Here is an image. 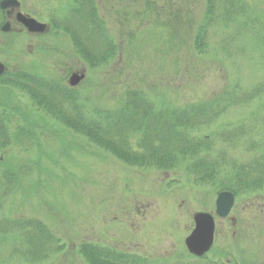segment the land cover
I'll use <instances>...</instances> for the list:
<instances>
[{
	"label": "rangeland",
	"instance_id": "1",
	"mask_svg": "<svg viewBox=\"0 0 264 264\" xmlns=\"http://www.w3.org/2000/svg\"><path fill=\"white\" fill-rule=\"evenodd\" d=\"M20 1L24 12L47 23L72 0ZM94 1L119 45L107 64L91 68L62 31L30 36L18 33L20 26L12 22V33L0 31V61L7 71L23 70L68 89L69 74L85 70V79L73 91L88 109H115L123 93L134 88L144 89L156 109L182 106L206 99L232 80L249 88L264 77V60L246 35L239 42L225 40L223 50L220 32L213 28L208 50L194 49L205 0ZM248 2L264 20V0ZM0 102V115L10 102L20 108L13 124H5L12 140L0 152V194L7 175L19 177L18 189L2 201L0 224L6 218L37 219L64 243L63 251L38 264H88L76 252L81 241L156 264H264V190L236 197L228 217L215 218L213 246L198 260L189 256L184 240L195 212H214L217 190L198 183L186 161L167 171L132 167L67 129L14 87L0 84ZM247 112V107L232 109L227 121L210 131ZM19 126L24 129L16 135ZM136 140L130 142L135 145ZM218 147L245 158L238 146ZM15 237L0 232V264H30L20 260L17 252L25 245Z\"/></svg>",
	"mask_w": 264,
	"mask_h": 264
},
{
	"label": "trees",
	"instance_id": "2",
	"mask_svg": "<svg viewBox=\"0 0 264 264\" xmlns=\"http://www.w3.org/2000/svg\"><path fill=\"white\" fill-rule=\"evenodd\" d=\"M3 20L0 9V25ZM51 23L52 28L70 37L76 53L91 68L107 64L118 52L119 45L106 28L94 0H72L59 20ZM213 28L220 32L223 50H227L225 40L239 42L246 35V41L254 51L259 50L264 60V20L256 16L248 0H205L204 15L194 39V49L199 53L208 50L209 31ZM0 84L24 92L36 107L66 128L86 136L130 166L172 170L186 161V170L197 182L210 184L216 190H229L236 197L264 190V77L249 88L232 80L206 99L162 109H156L142 88L125 91L115 109H88L74 91L23 70L7 71ZM237 107H247L248 112L238 121L222 123L218 130L210 131L219 122L227 121L226 117ZM19 109L13 102L1 109L0 152L12 140L5 124H13ZM23 129L15 128L16 135L22 134ZM132 137L137 138L135 145L130 142ZM219 143L232 147H228L230 150L238 146L245 158L232 156L225 147L219 148ZM14 180V173L7 175L0 208L3 199L17 187ZM0 232L15 235L24 243L17 254L21 261L30 264L47 261L51 254L64 249L60 239L36 219L6 218L0 224ZM77 250L88 264H151L142 256L86 241Z\"/></svg>",
	"mask_w": 264,
	"mask_h": 264
},
{
	"label": "water",
	"instance_id": "3",
	"mask_svg": "<svg viewBox=\"0 0 264 264\" xmlns=\"http://www.w3.org/2000/svg\"><path fill=\"white\" fill-rule=\"evenodd\" d=\"M3 9H11L19 6L17 0H3L0 3ZM16 21L21 23L30 32H44L46 25L37 22L35 19L23 15L18 12L15 15ZM3 31L10 30L9 22H6L2 27ZM5 72V66L0 62V75ZM84 74L74 73L70 77L69 83L76 85ZM234 203V196L232 193L224 191L220 192L216 199L215 213L218 217H226L231 210ZM195 227L192 232L186 237L185 245L190 253L196 256H202L210 249L213 242L214 235V219L213 216L206 212H197L193 215Z\"/></svg>",
	"mask_w": 264,
	"mask_h": 264
}]
</instances>
